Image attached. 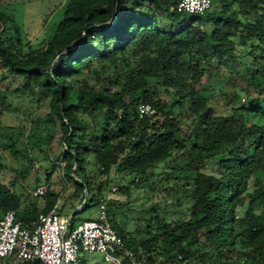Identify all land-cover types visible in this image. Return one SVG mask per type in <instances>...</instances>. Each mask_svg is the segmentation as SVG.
Segmentation results:
<instances>
[{
  "label": "trees",
  "instance_id": "1",
  "mask_svg": "<svg viewBox=\"0 0 264 264\" xmlns=\"http://www.w3.org/2000/svg\"><path fill=\"white\" fill-rule=\"evenodd\" d=\"M177 1L66 0L53 35L35 43L21 34L15 0H0V119L27 118L21 127L0 120V136L51 126L46 141L26 145L61 166L74 195L106 204L138 259L146 252L157 264H264V0H212L202 15L177 12ZM215 98L226 113L214 110ZM139 103L156 114L139 119ZM158 170L184 179L187 218L152 207L143 229L121 228L124 204L106 201L109 183L117 175L132 176L131 187L137 178L148 183ZM59 195L47 186L43 196L23 197L0 181V217L12 210L26 225Z\"/></svg>",
  "mask_w": 264,
  "mask_h": 264
},
{
  "label": "rangeland",
  "instance_id": "2",
  "mask_svg": "<svg viewBox=\"0 0 264 264\" xmlns=\"http://www.w3.org/2000/svg\"><path fill=\"white\" fill-rule=\"evenodd\" d=\"M3 2H11V0H2ZM66 0H39V1H26L15 0L13 4V16L16 18L18 25L21 28V34L25 38H32L34 42L40 41L47 35H53L56 24L63 16V7ZM194 66L204 67L203 61H194ZM1 98V95H0ZM42 98V97H41ZM28 98L21 97L18 105L20 111L25 109V100ZM28 102V101H27ZM48 99L42 98L39 108L37 109L40 116L45 115L47 112ZM33 106L34 102L29 101L28 106ZM214 110L217 113H226L228 106L225 101L220 98H215L213 101ZM22 115L11 119L8 115L3 117L2 125L8 126L12 123L15 126H20L24 123ZM25 124H27L26 116ZM1 124V123H0ZM36 127L32 129L13 130L4 129L7 132L5 136H0V181L6 183L8 186L14 188L16 192L20 193L23 197L26 194H31L39 186H48L56 191H60L59 198L61 200L59 212L63 215L70 217L73 215L74 210L78 204H83L84 210L81 213L75 214L74 225L85 219H94L98 214V204L92 201L90 193L74 195L75 187L73 184L65 180L62 174L61 166L51 168V164L43 161V153H40L34 146L33 141H44L47 138L51 126L36 122ZM10 132V133H9ZM32 141L29 147L28 141ZM46 141V140H45ZM6 145H13L15 150H18V158L11 155L10 150ZM44 147V146H43ZM57 152V142H51L48 146V154L55 157ZM52 170H51V169ZM168 171V170H167ZM161 170L156 171V174L150 178L152 181L149 184L137 178L133 181L131 187L132 176L117 175L109 183L105 190L106 201L111 200L121 204L122 214L119 216L121 228L132 231L136 227L143 229L141 226L151 215L152 207L156 211H166L169 219L183 220L187 218L188 207L187 203V190L184 185V179L176 180L169 178L165 180L166 174L161 173ZM51 177L49 182L45 181L46 174ZM25 175V180L23 176ZM39 180V183H38ZM128 192L124 193L120 186H128ZM116 187V191L111 188ZM119 187V188H118ZM118 188V189H117ZM27 198V197H25ZM106 205V204H105ZM138 220V221H136ZM160 260L155 257H150L146 252H141L140 258L133 257L130 264H157ZM75 264H112L105 262L102 255L99 253H81L78 256V261Z\"/></svg>",
  "mask_w": 264,
  "mask_h": 264
},
{
  "label": "built area",
  "instance_id": "3",
  "mask_svg": "<svg viewBox=\"0 0 264 264\" xmlns=\"http://www.w3.org/2000/svg\"><path fill=\"white\" fill-rule=\"evenodd\" d=\"M212 0H178L176 11L180 13L202 15L210 9ZM139 119L151 117L156 110L147 103L137 105ZM116 191V187L111 188ZM47 186H39L32 191L33 197L43 196ZM83 204L76 206L79 213ZM61 200L58 198L46 213L28 224L15 218V212L9 210L0 217V264L8 260L37 264H75L81 253H99L105 262L123 264L125 257L133 261L134 254L124 248L122 238L111 226L105 203L98 205V214L94 219L78 221L71 227L70 217L59 212Z\"/></svg>",
  "mask_w": 264,
  "mask_h": 264
},
{
  "label": "crops",
  "instance_id": "4",
  "mask_svg": "<svg viewBox=\"0 0 264 264\" xmlns=\"http://www.w3.org/2000/svg\"><path fill=\"white\" fill-rule=\"evenodd\" d=\"M60 214L62 215V216H65V215H63L61 212H60ZM66 217V216H65Z\"/></svg>",
  "mask_w": 264,
  "mask_h": 264
},
{
  "label": "water",
  "instance_id": "5",
  "mask_svg": "<svg viewBox=\"0 0 264 264\" xmlns=\"http://www.w3.org/2000/svg\"><path fill=\"white\" fill-rule=\"evenodd\" d=\"M75 214V212L73 213V215Z\"/></svg>",
  "mask_w": 264,
  "mask_h": 264
}]
</instances>
